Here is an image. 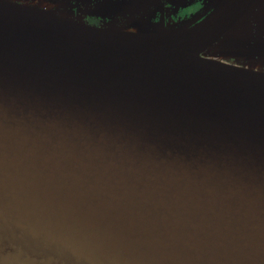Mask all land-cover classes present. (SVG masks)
I'll use <instances>...</instances> for the list:
<instances>
[{"label": "water", "instance_id": "1", "mask_svg": "<svg viewBox=\"0 0 264 264\" xmlns=\"http://www.w3.org/2000/svg\"><path fill=\"white\" fill-rule=\"evenodd\" d=\"M124 1L0 0V264H264V0Z\"/></svg>", "mask_w": 264, "mask_h": 264}, {"label": "flooded vegetation", "instance_id": "2", "mask_svg": "<svg viewBox=\"0 0 264 264\" xmlns=\"http://www.w3.org/2000/svg\"><path fill=\"white\" fill-rule=\"evenodd\" d=\"M17 2H23L27 0H11ZM30 1V0H29ZM116 1V0H114ZM130 2L132 0H125L124 2ZM140 0H133V2H138ZM158 1V0H157ZM211 0H159L157 2V9L153 5L156 4V0L153 3L149 4V0H144L145 6L142 10L141 15L145 18L149 19V10L154 11L155 19L160 20L165 19V21H170L169 18L161 15L159 12V8L163 6L164 11H169V14L173 16L174 19H189V20H201L209 11H211L210 7ZM73 9L77 15H81L84 18V21L93 24V25H102L105 21H109V17L96 16L92 13V8L85 7L84 5H80L77 2H73ZM264 39V35H263ZM229 63H234V59L225 60ZM241 61V60H240ZM239 61V62H240Z\"/></svg>", "mask_w": 264, "mask_h": 264}, {"label": "rangeland", "instance_id": "3", "mask_svg": "<svg viewBox=\"0 0 264 264\" xmlns=\"http://www.w3.org/2000/svg\"><path fill=\"white\" fill-rule=\"evenodd\" d=\"M24 2V1H23ZM264 10V9H263ZM159 12L161 13V15H164V18L165 17H167V18H169L170 19V21H165V19H163V17H161L165 22H167L168 24H173V23H176V22H178V21H181V20H183V19H174L173 18V16H171L170 14H169V11H164V8H163V6H161L160 8H159ZM262 12V8H260V9H258L254 14L255 15H253L250 19H248L245 23H243L242 25H240V27L234 32V37H237V36H240V35H243V34H245L244 32H247L248 31V27L249 26H254L255 25V23H256V20H257V16H259L260 15V13ZM162 19H160V20H162ZM185 20V19H184ZM219 48H223V45L222 46H219ZM225 51H226V49H225ZM260 67H262V68H264V66L261 64L260 65Z\"/></svg>", "mask_w": 264, "mask_h": 264}]
</instances>
